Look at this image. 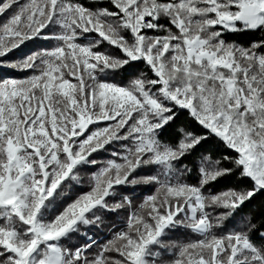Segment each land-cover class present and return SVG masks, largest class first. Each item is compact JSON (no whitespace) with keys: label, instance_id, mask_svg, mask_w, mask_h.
<instances>
[{"label":"snow or ice","instance_id":"1","mask_svg":"<svg viewBox=\"0 0 264 264\" xmlns=\"http://www.w3.org/2000/svg\"><path fill=\"white\" fill-rule=\"evenodd\" d=\"M0 264H264V0H0Z\"/></svg>","mask_w":264,"mask_h":264},{"label":"trees","instance_id":"2","mask_svg":"<svg viewBox=\"0 0 264 264\" xmlns=\"http://www.w3.org/2000/svg\"><path fill=\"white\" fill-rule=\"evenodd\" d=\"M228 38H229V40H234L238 43L247 44L253 37L250 34H238V35H230ZM35 43L36 44H43L44 42L37 41ZM30 46L34 47L35 45L30 44ZM18 75L24 76L25 73H19ZM183 120H184V116H181V121H183ZM178 123H179V121H178ZM84 184H85V188H86L87 187V175H85ZM145 194H147V193H145ZM139 195H140V192L138 191L137 196L139 197ZM260 205H261L260 201H254L253 204L249 206V208L252 211H258L260 208ZM247 210L248 209H246V211ZM102 232H103V235L98 234V238L100 240H103L104 236L107 235L108 230L105 228L102 230Z\"/></svg>","mask_w":264,"mask_h":264}]
</instances>
